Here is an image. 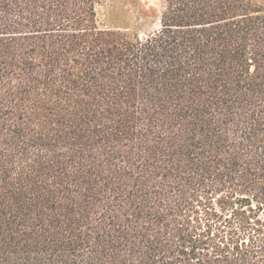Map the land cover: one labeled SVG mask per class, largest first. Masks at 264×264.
I'll return each mask as SVG.
<instances>
[{
    "label": "trees",
    "instance_id": "trees-1",
    "mask_svg": "<svg viewBox=\"0 0 264 264\" xmlns=\"http://www.w3.org/2000/svg\"><path fill=\"white\" fill-rule=\"evenodd\" d=\"M117 1L0 0V264H264V6Z\"/></svg>",
    "mask_w": 264,
    "mask_h": 264
},
{
    "label": "rangeland",
    "instance_id": "rangeland-1",
    "mask_svg": "<svg viewBox=\"0 0 264 264\" xmlns=\"http://www.w3.org/2000/svg\"><path fill=\"white\" fill-rule=\"evenodd\" d=\"M264 6V0H258ZM161 9L160 0H135L124 1L120 0L113 4L107 3L106 6L98 7L99 17L102 20H107L112 15L124 13V22L126 24L138 25L137 33L141 37L150 35L159 29V13ZM142 18H146L143 21Z\"/></svg>",
    "mask_w": 264,
    "mask_h": 264
}]
</instances>
